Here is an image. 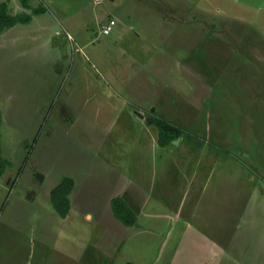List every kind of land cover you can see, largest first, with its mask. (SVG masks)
<instances>
[{
    "label": "rangeland",
    "instance_id": "1",
    "mask_svg": "<svg viewBox=\"0 0 264 264\" xmlns=\"http://www.w3.org/2000/svg\"><path fill=\"white\" fill-rule=\"evenodd\" d=\"M6 1L44 11L0 36V264H264V0ZM152 115L183 138L160 146ZM64 176L72 221L45 235Z\"/></svg>",
    "mask_w": 264,
    "mask_h": 264
},
{
    "label": "trees",
    "instance_id": "2",
    "mask_svg": "<svg viewBox=\"0 0 264 264\" xmlns=\"http://www.w3.org/2000/svg\"><path fill=\"white\" fill-rule=\"evenodd\" d=\"M30 0H20V3L25 8H31ZM32 12L28 15H13L9 11V5L6 0H0V34L15 26L17 23L28 22L32 15L39 14L44 11V8L39 6L31 8ZM152 125L158 131L157 142L160 146L165 147L172 145L173 140L182 139L184 134L180 127L172 122L158 116H151ZM37 137L34 139L36 141ZM28 148V147H27ZM9 162L4 160L0 153V177L5 173ZM75 181L69 176H64L61 181L50 191V201L55 211L65 218L70 212L71 201L70 194L74 188ZM111 210L114 217L122 224L128 227L135 226L138 222L137 211L134 210L123 197L115 196L110 202Z\"/></svg>",
    "mask_w": 264,
    "mask_h": 264
},
{
    "label": "crops",
    "instance_id": "3",
    "mask_svg": "<svg viewBox=\"0 0 264 264\" xmlns=\"http://www.w3.org/2000/svg\"><path fill=\"white\" fill-rule=\"evenodd\" d=\"M95 1V0H94ZM96 2V1H95ZM107 20V19H106ZM105 20V21H106ZM117 25V24H116ZM115 25V26H116ZM114 29V28H113ZM8 30H10V29H8ZM8 30H5V31H8ZM1 35H3L4 36V33H1L0 34V36ZM109 35V34H108ZM6 171H7V169H6ZM6 171H5V173H6ZM70 177V176H69ZM15 177H9L8 178V180H7V184L9 185L8 186V188H9V190L11 191V192H13V194H14V191H15V188H16V186H17V181H16V179H14ZM72 178V177H71ZM57 185V184H56ZM55 185V186H56ZM54 186V187H55ZM167 186H168V184H167ZM53 187V188H54ZM74 188H75V185H74ZM73 188V190H72V192H71V194H70V201H71V208H70V212L68 213V215L65 217V218H62L54 209H52V210H49V209H46L45 211H46V213H47V215L45 214V215H41L40 217H38V218H40V220H39V222H40V224H42L44 227H43V230H45L44 231V234L45 235H48L49 233H50V231H51V227L52 226H54V229L52 230V232H54L58 227H61V228H63L64 227V223H68L69 221L71 222L72 221V218H71V216H73L72 214H73V210H74V201H73V196H74V191H75V189ZM52 190V188L49 190V192L46 194V200L47 201H49L50 202V191ZM165 195V194H164ZM115 196H121V194L120 195H118V193H116V194H114V196L113 197H115ZM124 196V195H123ZM35 197V195H34V193H33V195H31L30 197H29V199H31L32 201H34V198ZM1 196H0V201H1ZM15 198H17V200H18V197L17 196H14L13 195V201H14V199ZM124 199H125V201L134 209V210H136V207H134V205L133 204H135L134 203V201H133V198H132V196L131 197H128V198H125V197H123ZM164 198V197H163ZM166 200H169V195H168V193L166 194ZM110 202H111V199H110V201H109V206H110ZM133 203V204H132ZM193 208V203H191V206H190V209H192ZM5 210H6V207L5 208H3L1 211V215H2V213L4 214V212H5ZM110 210H111V206H110ZM112 211V210H111ZM26 213H22V212H20V213H16V211H14L8 218H5V220L3 221V223L5 222V225L7 224V223H9V222H11V221H14V222H19V221H21V222H19L20 224L22 223V225L20 226V228L25 224V221L26 222H34V216L32 217V221H29L28 220V217L26 218ZM83 219L84 220H92L93 219V215L89 212V211H86V212H83ZM17 220V221H16ZM116 220V219H115ZM19 228V229H20ZM43 234V238L45 239V242L43 241V239L42 240H37L38 241V245H39V248H45V247H48L49 248V250H51V248L53 247V246H51L50 245V243L52 242L53 243V245H54V241L55 240H53V236L51 237H45V235ZM51 240V241H50ZM54 248V247H53ZM55 250H57L61 255H63V256H66L65 254H64V252L63 253H61L60 252V250H58V249H56V248H54ZM45 256V254L44 255H39V257H41V258H43ZM67 257V256H66Z\"/></svg>",
    "mask_w": 264,
    "mask_h": 264
},
{
    "label": "built area",
    "instance_id": "4",
    "mask_svg": "<svg viewBox=\"0 0 264 264\" xmlns=\"http://www.w3.org/2000/svg\"><path fill=\"white\" fill-rule=\"evenodd\" d=\"M95 1L100 2L101 0H95ZM116 24L117 21L115 18H109L107 22L104 23L101 27L103 34H110Z\"/></svg>",
    "mask_w": 264,
    "mask_h": 264
},
{
    "label": "water",
    "instance_id": "5",
    "mask_svg": "<svg viewBox=\"0 0 264 264\" xmlns=\"http://www.w3.org/2000/svg\"><path fill=\"white\" fill-rule=\"evenodd\" d=\"M136 114H137L138 117H140V118H143V117H144L141 113H139V112H137V111H136ZM145 120H146L147 122H151V121H152V118H151V117H146ZM179 141H180V139L178 138L177 140H173V143L176 144V143H178ZM199 146H200V144H199Z\"/></svg>",
    "mask_w": 264,
    "mask_h": 264
}]
</instances>
